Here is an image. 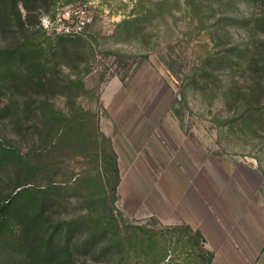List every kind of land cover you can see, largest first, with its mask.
Here are the masks:
<instances>
[{
  "label": "trees",
  "instance_id": "obj_1",
  "mask_svg": "<svg viewBox=\"0 0 264 264\" xmlns=\"http://www.w3.org/2000/svg\"><path fill=\"white\" fill-rule=\"evenodd\" d=\"M37 1L0 0V30L16 34L0 45V94L8 90L11 95L0 106V116L19 111V124L14 119L19 133L32 129L36 138L32 150L19 154L22 181L0 201V264H211L215 253L200 228L188 222L163 224L156 217L153 223L123 219L116 204L121 182L117 150L101 130L98 114L78 99L89 92L85 76L95 55L93 40L98 41L84 33L48 30L34 12ZM187 1L201 28L211 30L213 42L186 73L188 84L211 106L222 101V111L213 116L219 142L237 135L257 140L264 150V0ZM242 4L246 10L236 12ZM172 6L168 0L136 3L111 37L150 34L152 22L166 9L172 13ZM237 28L245 31L241 39ZM111 52L124 55L119 49ZM188 84L181 87L184 98ZM58 95L63 105L56 102ZM21 111H33V123L27 124L30 119ZM65 151L89 158V164L57 181L52 170L57 154ZM9 152L15 151L0 139V157ZM40 171L51 175L45 183H34ZM63 201L76 210L61 211Z\"/></svg>",
  "mask_w": 264,
  "mask_h": 264
},
{
  "label": "rangeland",
  "instance_id": "obj_2",
  "mask_svg": "<svg viewBox=\"0 0 264 264\" xmlns=\"http://www.w3.org/2000/svg\"><path fill=\"white\" fill-rule=\"evenodd\" d=\"M168 2L174 5L172 13L166 9L163 18L152 22L150 34L136 38L111 34L118 21L133 13L136 3L151 0H39L32 5L38 6L34 12L41 19L67 5H80L89 19L84 34L98 42L93 40L95 55L90 57L85 76L89 92L78 99L98 114L101 130L112 138L117 150L121 182L116 204L124 220L153 223L156 217L163 224L196 221L211 203V217L222 223L228 221L227 216L245 211L246 205L257 213L262 225L264 173L255 155H260L264 166L262 145L237 135L219 142L213 116L222 111V101L216 99L211 106L186 79L205 49L211 48V30L201 28L187 0ZM233 6L229 7L235 9ZM20 9L26 13L23 3ZM242 10H246L245 4L235 9ZM208 14L211 19V11ZM235 34L241 39L245 31L237 28ZM13 36L16 34L0 30V45ZM113 49L124 55L112 53ZM185 82L189 85L186 96L178 100ZM10 97L8 90L0 94V106ZM55 100L58 105L65 102L62 95ZM18 112L14 117L0 116V139L15 151L0 157V201L23 179L20 155L36 145L32 129L19 133L14 121L18 118L19 124ZM20 114L30 119L27 124L35 120L33 111ZM87 160L77 153L61 152L52 176L57 181L75 176L89 164ZM50 175L40 171L33 182L45 183ZM228 186L230 197L223 192ZM63 205V212L76 210L64 201ZM224 211L226 219L221 216Z\"/></svg>",
  "mask_w": 264,
  "mask_h": 264
},
{
  "label": "crops",
  "instance_id": "obj_3",
  "mask_svg": "<svg viewBox=\"0 0 264 264\" xmlns=\"http://www.w3.org/2000/svg\"><path fill=\"white\" fill-rule=\"evenodd\" d=\"M230 190L229 186L223 187V192L229 197ZM209 205H206L198 220L182 222H188L204 232L207 246L215 253L211 264H264V222L260 224L257 213L245 205V211L232 213L235 216H227L228 221L222 223L218 217H211V203ZM225 214L226 211L221 216L226 219Z\"/></svg>",
  "mask_w": 264,
  "mask_h": 264
},
{
  "label": "built area",
  "instance_id": "obj_4",
  "mask_svg": "<svg viewBox=\"0 0 264 264\" xmlns=\"http://www.w3.org/2000/svg\"><path fill=\"white\" fill-rule=\"evenodd\" d=\"M42 23L50 31L64 33H85L88 18L80 5H67L52 16L42 17Z\"/></svg>",
  "mask_w": 264,
  "mask_h": 264
},
{
  "label": "water",
  "instance_id": "obj_5",
  "mask_svg": "<svg viewBox=\"0 0 264 264\" xmlns=\"http://www.w3.org/2000/svg\"><path fill=\"white\" fill-rule=\"evenodd\" d=\"M177 97H178V99H181L182 98L181 92L178 93Z\"/></svg>",
  "mask_w": 264,
  "mask_h": 264
}]
</instances>
